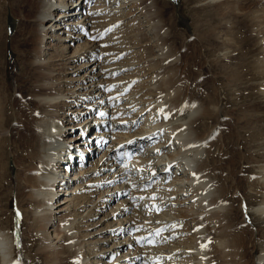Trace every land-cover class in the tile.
Instances as JSON below:
<instances>
[{
    "label": "bare ground",
    "instance_id": "1",
    "mask_svg": "<svg viewBox=\"0 0 264 264\" xmlns=\"http://www.w3.org/2000/svg\"><path fill=\"white\" fill-rule=\"evenodd\" d=\"M86 2L90 0H21L27 24L23 29L21 51L28 56L23 62L22 78L28 76L31 68L37 74L31 91L25 95L20 90L13 99L5 91L0 94V166L4 164L10 142L21 163L20 166L13 154L17 171L15 180L21 179L18 213L26 212L31 223L42 224L46 247L57 248L60 241L66 239V248H73L81 238L80 228L88 227L87 230H90L96 227L95 223H87L99 216L100 205L92 200L99 187L106 189L99 196L106 207H111L112 201H119L134 190L131 199L118 203L110 216L126 215L133 207L136 208L137 203L141 204L134 208L138 217L134 216L138 221L141 217L143 223L136 225L148 229L133 232L136 226L130 224L136 221L134 216L120 219L118 223L121 233L127 231L132 234L130 244L135 251L149 256L147 264H236L234 257H248L249 250H259L256 259L251 257L252 264H264V111L253 117L242 115L247 119L242 126L241 116L234 122L228 112L221 120L216 114L223 108L217 105L213 110L212 105L216 101L209 94L194 97L189 90L172 87L167 74L142 75V72H137L138 69L135 70L134 63L119 62V58L131 49H122L118 53L111 51L109 57L103 58L108 53L106 43L116 44L119 41L117 38L120 35H116L119 24L128 19L133 23L137 18L135 11L142 12L149 6L148 27L151 29L150 26L154 25L156 31L166 37L165 21L155 10V0H98L95 7L84 12ZM109 4L114 5L111 7ZM130 6L131 9H128ZM55 10H59L60 18L50 22L48 27V19ZM113 12H120L121 17L111 19L113 21L109 23L106 19ZM122 16L129 18L123 20ZM48 31L53 32L55 42L62 41V44L88 37V46L78 47L73 56H68V47L62 45L64 55L60 56L56 65L60 71L69 70L77 60L84 59L87 62L85 66H93L91 73H95L101 65L106 66V70H111L106 75L111 76L110 85L114 86V92L109 95L103 93L108 80H95L104 77L98 73L94 78L89 76V80L80 79L76 83L73 79L65 80L67 88L57 91L52 83L59 81L62 75L60 71L54 74L57 70L51 67L56 62L47 60L46 50L42 52L40 48ZM55 31H58L57 35ZM75 31L81 33L73 36ZM108 32L115 33L113 39L108 38L111 42L103 39ZM259 43L264 49V38ZM160 50L161 64L178 63L171 60L166 48L160 46ZM146 62L150 66L157 65L153 60ZM133 69L134 72L131 71ZM258 70L261 78L259 92L264 102V59L259 61ZM125 72H128L126 77L115 78ZM92 94L97 96L92 98ZM222 101L224 106L226 98L223 97ZM69 106L78 107L75 112H68L74 118L88 117L83 123L78 122L81 134L66 139L67 132H72L74 128L63 124L61 113ZM96 112H99L98 116ZM91 116H94L93 119ZM13 117L19 126L14 137L6 132ZM139 125H142L140 132L132 134L130 130ZM97 126L101 132L93 136L87 134L88 128ZM164 134H168V138L160 141ZM110 139L113 146L108 147L93 168L85 170L86 167L80 165L81 172L75 173L76 166L66 163L75 162L73 149L79 147L87 152L88 164L90 153L94 155V151L99 149L94 145L106 147ZM122 160L124 164H121ZM82 173L85 178L93 177L90 184L96 185L95 190L80 188L78 184ZM172 175L173 180H170ZM127 178L130 181L125 183ZM155 179L158 184L154 190L146 195L141 193L145 194L147 190L136 194L137 186L144 189ZM165 179H169L170 183L166 184ZM60 182H66V187L61 186L63 195L58 198L60 193H56V187ZM177 197L180 200L174 201ZM56 199L60 201L55 203ZM242 205H247V208ZM153 208L162 210V214H151ZM248 216H253L251 220L260 224L257 232L246 224ZM187 220L191 222L186 224ZM147 223L151 225L147 226ZM167 227L168 232L162 235ZM254 233H257L255 239ZM91 235L95 237L91 232L86 237ZM154 235L155 239H151ZM102 240L92 242L96 245L92 248L93 254L102 250L97 248ZM153 243L170 244L171 247L164 250L155 246L158 247L156 251ZM120 248L116 243L110 253H120ZM76 250L80 252L81 249L77 247ZM134 254L137 255L134 259H139V254ZM101 255L105 257L106 252ZM16 256L14 240L9 232L0 228V264L26 262L22 253ZM127 256L128 253L124 255L125 263L117 264H133L134 259H127ZM120 259L119 256L116 261H122ZM98 263L96 260L88 261L86 256L79 264Z\"/></svg>",
    "mask_w": 264,
    "mask_h": 264
},
{
    "label": "rangeland",
    "instance_id": "2",
    "mask_svg": "<svg viewBox=\"0 0 264 264\" xmlns=\"http://www.w3.org/2000/svg\"><path fill=\"white\" fill-rule=\"evenodd\" d=\"M97 1L98 0H90L89 3L86 2V9L84 12L89 11L92 7H95ZM155 2L156 12H158V15L160 14L159 17L165 21L164 29L168 32L167 36H161L159 31H156L154 25L153 27L150 26L151 29L148 27L150 24L146 20L148 19L147 16L150 8L147 6V8L142 12L135 11L137 13V18L133 21V23L136 22L135 26L132 21L129 22V20H131L128 19L129 17L126 18L122 16L123 20L128 19V21L119 24L117 29L119 30V33L117 32L116 35H120L117 38L120 42L118 41L116 44L106 43L105 48L108 50V53H106L107 55L103 58H106L107 56L109 57L111 51L118 53L121 52L122 49H131L127 54L119 58V62H122L123 64L130 62L134 63V65H136L135 70L138 69L139 71L137 72H142V75L152 76L156 74H167L169 78L168 82L172 87H181L183 91L189 90L188 92H190V94L194 97H201L202 95L209 94L212 96L213 100L216 101V104L212 105V109L215 110L217 105H221L223 108L220 109L219 112L217 111L218 113L216 114L221 120L226 117V112H228L232 115L234 122H237V117L241 116V122H243H240V126H242L247 121V119L243 116L253 117L254 115L264 111V102L259 92L261 78L259 77L258 70L259 61L264 59L263 45H260L259 43L260 40L264 38V0H182L181 13L190 21L188 27H182L178 23L176 7L171 2L167 0H155ZM114 4L109 5L112 7ZM114 9L115 8L113 7L112 10ZM128 9H131V6L128 7ZM135 12L134 14H136ZM59 13V10H55L53 16L48 19V27L51 24L50 22L54 23L55 20H58L57 18H60ZM113 13H109V17L106 19L107 22L111 23L113 21L111 19H118L121 17L120 12ZM9 14L12 15L13 19L11 34L8 27ZM25 18V9L22 10L21 0H0V94L5 91L9 94L10 99L17 96L19 90L23 95H25L28 91H31L32 82L35 81V76L37 74V71L34 68L28 67L32 70H28V76L26 78H22V72L25 68L23 62L28 59V56L21 51L24 39L23 29L27 27V24H25ZM143 21H146V23ZM58 31H55V35L58 34L56 33ZM74 33L75 34H73V36L79 35L81 32L75 31ZM112 33L113 32H108L107 36L103 39H107V42H111V38L113 39L115 35V33ZM52 34L53 32L50 31L40 48L42 52L43 50H46L45 54L47 60L56 62L51 69L57 70L54 73L57 75L60 70L59 66L56 64L59 63L58 60L61 58L60 56L64 55L62 45L68 47L67 55L73 56L78 47H87L90 39L85 37L83 39H78L75 42L73 41V43L63 42L62 44V41L55 42L53 39L55 36L53 35L52 38ZM66 35L67 34H65L64 37H66ZM109 36L111 37L110 39H108ZM49 42H52L51 45H49ZM113 45L115 47H111ZM50 46L53 48L50 49ZM160 46L166 48L169 53L168 56L172 58L171 60H174L175 63L178 61V63L168 65L161 64L159 62V55L161 53ZM147 60L157 62V65H147ZM86 64L87 62H85L84 59L77 60L72 64L69 70H61V79L53 82L52 85L56 87L57 91L61 89L65 90L67 88L65 87V80L73 79V81H75L73 83H76V80L80 79L89 80V76L94 78L93 76L98 73L104 77L101 76V78H95V80H108L107 83H105L106 85L104 86L103 93H106L107 95L112 94L114 92V86L110 85L111 76L106 75L109 74L111 70L107 69V71L105 69L107 67L101 65L102 67L100 66V69H98L95 73H91L93 66L88 68V66H85ZM135 70L133 69L131 71L134 72ZM127 73L128 72L122 73L120 76L116 75L115 78H124L128 75ZM106 89H108V91ZM222 92L224 93V96L221 95ZM95 96L97 95L92 94V98H95ZM223 97L226 98L224 106H222ZM122 105L124 104H121V106ZM77 108L78 107L75 106H69V108L65 107L64 111L61 113L63 124L68 128H74L72 132H67L66 139L80 135L81 128L79 129L78 125L81 122L83 123L88 117V115H82L79 119H77L74 118L72 113H68L70 110L75 112ZM97 113L99 114V112H96V114ZM132 115H135V112H132ZM93 117L94 116H91V119H93ZM12 119L13 122L8 128H6V132L8 136L13 135L14 137L19 130V126L16 123V118L13 117ZM109 119H111V117ZM98 126L92 128L93 130H89L88 128L87 134L89 133L93 136L95 133L101 132V129L98 130ZM140 126L142 127V125L136 126L131 129L130 132L132 134L140 132ZM167 135L168 134H164L161 136L160 141L167 139ZM112 143L113 141L110 139L107 140L106 147H98L97 145H94L95 148L99 149H97L96 152L94 151V155L93 153H90L91 160H88L89 163L84 164L82 168L86 167L85 170L93 168L94 164L102 158L108 147H111V145L113 146ZM102 149L103 151H99ZM76 152L80 153V151ZM74 153L75 151L73 154ZM13 154L21 166L20 159L12 150V145L9 142L4 164L3 166H0V228L3 231L9 232L10 238L14 240L15 251L17 253L16 258L18 257V253H22V257L26 258V262L22 261L24 264H79L82 258L87 256L88 261L93 262L96 260L99 262L98 264H117L119 262L125 263L123 262L125 260V254L128 253L127 259H134V256L136 255L134 253H138L139 259H134L133 264L149 263V256L141 253L142 251H135L136 249L133 248L134 246H131L130 243L132 241L130 240V237L132 234H128L127 231L125 233H121L122 231L119 229L118 223L120 219H126V217L129 216L131 217L135 215L138 217V212L134 210L141 204L138 205L137 203L136 208L133 207L131 211L125 213L126 215H120L114 218H111L112 216H110L118 203L126 199H131V192H134V190H131L129 195L120 198L119 201H112L111 207H106V204L102 203V198L99 197L106 189L104 187H99L98 190L94 192V194H96L92 200H95V204L100 205L99 208L101 210L99 211L100 213L96 220H90L87 223H95L96 227L90 230H87L88 227L80 228L81 238L78 240L77 245L73 248H66V239H62L57 245V248L46 247L47 244L42 224L31 223L26 212H24L26 217L23 212L18 213L17 203H21L19 194L21 179L17 181L15 180V173H17V171L15 158L12 156ZM121 164H124L123 160ZM14 166L15 169L13 170L12 167L14 168ZM79 167L80 165L76 166L74 171L75 173L81 172ZM82 176L83 177L79 176L82 178L78 184L80 188H85L84 190L86 191H89L91 188L95 190L96 185L90 184L93 177L88 176L85 178L83 173ZM101 177H103V174ZM173 177V175L170 176V180ZM128 179L129 178L126 179L125 183L130 181V179ZM164 181L167 182L166 184L170 183L169 179H165ZM65 183L66 182H60L58 187H56V193H60L58 198H61L63 195L61 186L65 188ZM122 184L124 183H121V185ZM157 184L158 180L155 179L144 189L137 186L138 188L135 192L139 195V192L141 193L142 191L144 192L147 190L145 191V194L141 193L146 195L148 191L154 190L155 187H157ZM113 187H115V185ZM177 200H180V198L177 197L174 199V201ZM59 201L60 200L56 199L54 202L58 203ZM242 207L245 209L247 208V205H242ZM90 209L91 206H89V210ZM151 210L150 213H153V215L156 216L161 215L163 212L160 209L157 210L153 208ZM87 213L88 211L85 212V214ZM19 215H21V218ZM141 215H144L143 217L146 216L145 214ZM137 217L134 219L136 221L130 224L132 226H136V228L132 229V231L134 232L140 229H148H144L145 227H138L140 225H136L143 223L141 217L139 218V221ZM251 218H253V216ZM251 218L249 216L245 218L246 224H248L254 232H257L256 228L260 227V224L255 222L253 220L254 218L252 220ZM189 221L191 222V220H187L186 224L189 223ZM152 224L157 225L159 223ZM163 224L166 225L167 223ZM124 225L127 224L125 223ZM148 225L150 226L151 224L147 223V226ZM50 231H52V229H50ZM88 232L95 234V237H92V235L86 237ZM162 232H164L162 235L167 233L168 227ZM254 234L253 239L257 237V233ZM155 235L151 239H155ZM101 238H103L102 242L96 244L97 248H102V250H100L97 254H93L94 251L92 248L96 245L92 242H99L98 240ZM116 243H118V246H121L119 249L120 253H116V251H114L116 254L112 255L110 251L113 250L112 248ZM155 246H160L164 250H168L171 247L170 244L161 245L153 243V248H155L156 251L158 247ZM249 246H251V244ZM77 247L81 249L80 252L76 250ZM105 249L107 251H105ZM105 252L106 256L103 257L101 254H105ZM258 253L259 250H249L247 255L248 257H242V259H240L241 257H238L237 255L234 257L235 259H233V262L235 263L236 261V264H252L251 257L254 256L256 259ZM119 256L122 261H116ZM128 263L131 264L130 262Z\"/></svg>",
    "mask_w": 264,
    "mask_h": 264
},
{
    "label": "water",
    "instance_id": "3",
    "mask_svg": "<svg viewBox=\"0 0 264 264\" xmlns=\"http://www.w3.org/2000/svg\"><path fill=\"white\" fill-rule=\"evenodd\" d=\"M167 1L171 2L176 7V15H177L178 23L182 27H186V26L188 27L190 21L186 17H184L181 13L182 0H167ZM12 25H13L12 16L9 14V16H8V27H9L10 34L12 33Z\"/></svg>",
    "mask_w": 264,
    "mask_h": 264
}]
</instances>
